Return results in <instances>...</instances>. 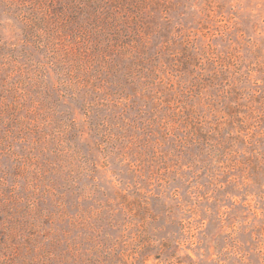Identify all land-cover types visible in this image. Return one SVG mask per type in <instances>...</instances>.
I'll list each match as a JSON object with an SVG mask.
<instances>
[{
    "label": "rangeland",
    "instance_id": "rangeland-1",
    "mask_svg": "<svg viewBox=\"0 0 264 264\" xmlns=\"http://www.w3.org/2000/svg\"><path fill=\"white\" fill-rule=\"evenodd\" d=\"M0 264H264V0H0Z\"/></svg>",
    "mask_w": 264,
    "mask_h": 264
}]
</instances>
